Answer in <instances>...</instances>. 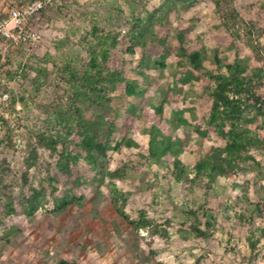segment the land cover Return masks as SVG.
Here are the masks:
<instances>
[{"label":"rangeland","instance_id":"374dc122","mask_svg":"<svg viewBox=\"0 0 264 264\" xmlns=\"http://www.w3.org/2000/svg\"><path fill=\"white\" fill-rule=\"evenodd\" d=\"M35 1L0 0V25L11 10ZM233 5L240 16L235 40L212 0H52L27 19L19 41L0 34V264H264V150L251 149L238 168L215 181L202 177L190 190L170 176V155L159 163L147 156L159 125L187 167L224 146L216 134L195 131L207 130L214 85L194 77L217 74L216 51L228 63L236 52L253 62L259 56L252 51L264 57V0ZM243 24L251 25V35ZM147 28L142 50L129 54L130 37ZM7 30L15 33L12 24ZM115 35L120 45L106 67L122 71L141 93L128 98L119 84L101 94L106 99L83 105L81 118L98 123L101 138L109 127L111 142L125 138L135 145L89 164L79 127L70 122L67 105L80 80L70 82L69 74L81 79L90 48ZM182 48L203 52V71L189 68ZM42 69L46 74L36 76ZM40 133L59 137L58 151L78 156L70 158L68 173L56 166L57 154L36 145ZM33 149L36 161L28 169ZM111 183L120 191L117 207L130 220L143 218L149 229L166 232L153 236L123 220L112 205ZM32 189L41 194L40 207L27 216ZM208 219L209 235L197 237L194 228L204 231Z\"/></svg>","mask_w":264,"mask_h":264},{"label":"trees","instance_id":"16d2710c","mask_svg":"<svg viewBox=\"0 0 264 264\" xmlns=\"http://www.w3.org/2000/svg\"><path fill=\"white\" fill-rule=\"evenodd\" d=\"M215 3L217 13L223 21L224 27L229 33V37L232 40L237 38L240 26V16L234 9V0H212ZM252 25H254L251 22ZM248 35L252 34V28L249 24L248 27L243 24ZM135 31V29H134ZM149 28L142 31L138 36L133 34L130 37V43L126 51L129 54H134V50L141 49L145 41V34L149 32ZM107 36L99 38L98 42L90 48V59L87 64L86 71L82 74L81 79L74 74V71H70V78L77 82L80 80V84L77 88H74L72 97L68 102V110L74 115L70 118L71 126L79 127V133L81 137L80 147L87 155V163H96L95 158H108L109 151H121L122 147L131 149L134 146V142L130 139L122 138L120 142H111L112 130L106 128L105 138H101V130L99 124L91 121H84L81 116L83 112V105L90 107L95 99H106L101 95L105 91L116 87L119 84L124 86V94L128 98H133L139 95L141 92L136 83L130 82L123 75L122 71L109 70L106 67V63L110 59V52L114 50L120 41L117 40L115 35L109 42H107ZM180 40L183 42L182 36ZM250 40V37H248ZM247 40V41H248ZM122 44V43H121ZM183 57L187 59L189 68L194 72H200L204 70L203 61L205 59L203 52L200 50L188 51L184 48L180 49ZM252 56H259L258 60L252 58L242 57L239 52L235 53L234 59L231 63L222 61L219 57V53L216 51L213 61L216 66L217 74L206 73V79L198 74V77H194L196 81L201 83L212 82L214 85L213 90L208 94V118L205 122L206 131H202L200 127L196 128V133L199 135H206L207 132H212L223 140L224 146L215 150L210 159H201L197 161L193 166L187 167L174 156L169 147V140H166L165 127L160 125L156 128L157 140H148V152L147 156L153 163H159V161L166 156L170 155L173 159L171 164L167 166L170 176L176 182L183 181L186 187L190 190L196 180L206 177L209 182L215 181L219 177H224L228 172L238 168L245 160L250 159L248 157L251 149L259 151L264 150V136H260V131L264 129V57L257 51L251 52ZM145 52H143L142 60L146 59ZM147 67V64H145ZM164 67V64H160ZM65 69H69L65 67ZM47 70L42 69L36 72V76L43 73L46 74ZM192 76V72L188 73ZM9 79L13 77L9 73ZM73 89V84H72ZM139 90V91H138ZM97 93V95H95ZM108 102V98L106 100ZM153 122H161L163 108L159 106L154 109ZM76 117V118H74ZM260 121L258 124L257 122ZM254 129H251V126ZM59 137H52L44 133H40L37 136L36 145L40 146L51 155L57 154L56 166L59 169H64L65 173H68V162L72 154L67 152L66 149L58 151ZM30 164H27V168L35 164L36 150L33 149ZM103 166V165H101ZM111 178L114 173H108ZM28 180L24 176V183ZM112 191V205L116 208V211L123 220L128 222L135 230L148 231L153 235H159L165 233V230H155L148 228V222L139 218L138 221L130 220L123 210L117 207L118 199L116 198L120 191H118L116 184L111 183ZM41 194L39 191L32 189L30 196L27 198L26 205L24 207L27 216H32L39 206V199ZM13 210L11 209L10 213ZM210 217V216H209ZM198 226L200 227V221L195 217ZM209 219L205 222V230L194 228L195 234L199 238H204L209 235L208 231L211 228ZM163 231V232H162ZM57 264H75L60 261Z\"/></svg>","mask_w":264,"mask_h":264},{"label":"built area","instance_id":"2783aa9c","mask_svg":"<svg viewBox=\"0 0 264 264\" xmlns=\"http://www.w3.org/2000/svg\"><path fill=\"white\" fill-rule=\"evenodd\" d=\"M52 4V0H38L30 5H27L20 9H13L9 12L8 21L2 22L0 25V34L7 39H11L14 42L19 41L23 35V27L27 22V19L36 15L45 7ZM12 24L15 31L14 34H10L7 30L8 25ZM5 97V96H4Z\"/></svg>","mask_w":264,"mask_h":264}]
</instances>
